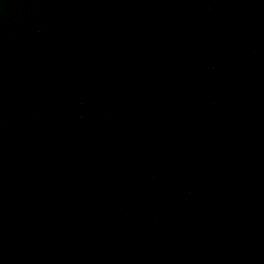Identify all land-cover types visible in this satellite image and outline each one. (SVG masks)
Segmentation results:
<instances>
[{
    "label": "water",
    "instance_id": "obj_1",
    "mask_svg": "<svg viewBox=\"0 0 264 264\" xmlns=\"http://www.w3.org/2000/svg\"><path fill=\"white\" fill-rule=\"evenodd\" d=\"M0 264H264V0H0Z\"/></svg>",
    "mask_w": 264,
    "mask_h": 264
}]
</instances>
